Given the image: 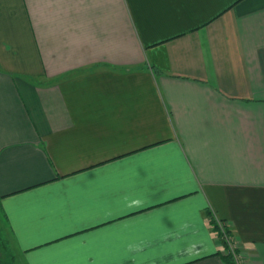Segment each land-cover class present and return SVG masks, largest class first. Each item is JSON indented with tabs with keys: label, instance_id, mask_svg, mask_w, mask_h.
<instances>
[{
	"label": "crops",
	"instance_id": "0c3cea01",
	"mask_svg": "<svg viewBox=\"0 0 264 264\" xmlns=\"http://www.w3.org/2000/svg\"><path fill=\"white\" fill-rule=\"evenodd\" d=\"M0 196L17 264H264V0H0Z\"/></svg>",
	"mask_w": 264,
	"mask_h": 264
},
{
	"label": "trees",
	"instance_id": "16d2710c",
	"mask_svg": "<svg viewBox=\"0 0 264 264\" xmlns=\"http://www.w3.org/2000/svg\"><path fill=\"white\" fill-rule=\"evenodd\" d=\"M152 67L155 68L154 66ZM155 69L157 72H160L159 69ZM1 200L2 197L0 196V264H17L12 238L3 226V222H6V217L2 210ZM207 215L209 216V222L216 234L217 240L222 246V250L220 251L222 258L228 264H234V256L231 247L232 244L236 245V240L230 225L225 219H218L210 210H207ZM234 250L240 252L238 247Z\"/></svg>",
	"mask_w": 264,
	"mask_h": 264
},
{
	"label": "built area",
	"instance_id": "2783aa9c",
	"mask_svg": "<svg viewBox=\"0 0 264 264\" xmlns=\"http://www.w3.org/2000/svg\"><path fill=\"white\" fill-rule=\"evenodd\" d=\"M236 247H237V245L232 244L231 250H232L233 256H234V264H246V261H245L243 254L234 250Z\"/></svg>",
	"mask_w": 264,
	"mask_h": 264
},
{
	"label": "rangeland",
	"instance_id": "374dc122",
	"mask_svg": "<svg viewBox=\"0 0 264 264\" xmlns=\"http://www.w3.org/2000/svg\"><path fill=\"white\" fill-rule=\"evenodd\" d=\"M1 223V222H0ZM236 245H237V243H236Z\"/></svg>",
	"mask_w": 264,
	"mask_h": 264
}]
</instances>
